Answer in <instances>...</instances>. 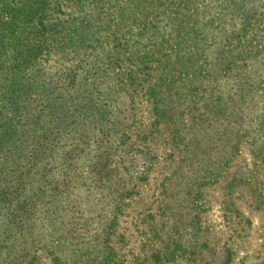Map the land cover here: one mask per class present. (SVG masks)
Returning a JSON list of instances; mask_svg holds the SVG:
<instances>
[{
	"label": "rangeland",
	"instance_id": "obj_1",
	"mask_svg": "<svg viewBox=\"0 0 264 264\" xmlns=\"http://www.w3.org/2000/svg\"><path fill=\"white\" fill-rule=\"evenodd\" d=\"M48 3L86 77L30 96L64 191L0 211V264H264V0Z\"/></svg>",
	"mask_w": 264,
	"mask_h": 264
},
{
	"label": "trees",
	"instance_id": "obj_2",
	"mask_svg": "<svg viewBox=\"0 0 264 264\" xmlns=\"http://www.w3.org/2000/svg\"><path fill=\"white\" fill-rule=\"evenodd\" d=\"M48 4V0H17L13 4L0 5V160H11L13 155L10 166L0 164V211H5L4 215L9 211L10 217H1L15 228L21 224L20 211L31 210L36 200L45 195L53 198L64 191L52 183L47 160L41 163L36 158L38 140L36 146L27 140L38 128L42 110L48 107L47 114L51 116L55 114L54 109L48 103L41 106L30 96L37 90H43L49 98L58 93L67 95L73 79L80 82L86 77L80 70V58L74 57L76 62L66 65L62 64L69 62L65 56L63 61L52 59L60 52V46L71 40L68 34L70 25L67 23L65 28L61 24L67 30L55 38L54 33L58 32H51L55 25L47 21ZM77 40L81 43L87 41L82 37ZM37 73L46 74V80ZM54 147L49 141L44 146L48 151ZM21 158L22 165L19 164ZM4 224L2 221L1 225Z\"/></svg>",
	"mask_w": 264,
	"mask_h": 264
}]
</instances>
